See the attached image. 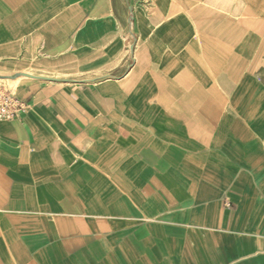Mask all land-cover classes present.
<instances>
[{"label":"crops","instance_id":"1","mask_svg":"<svg viewBox=\"0 0 264 264\" xmlns=\"http://www.w3.org/2000/svg\"><path fill=\"white\" fill-rule=\"evenodd\" d=\"M20 73L0 264H264V0H0Z\"/></svg>","mask_w":264,"mask_h":264},{"label":"built area","instance_id":"2","mask_svg":"<svg viewBox=\"0 0 264 264\" xmlns=\"http://www.w3.org/2000/svg\"><path fill=\"white\" fill-rule=\"evenodd\" d=\"M29 109L27 104L16 97L12 89L0 87V122L19 119Z\"/></svg>","mask_w":264,"mask_h":264},{"label":"water","instance_id":"3","mask_svg":"<svg viewBox=\"0 0 264 264\" xmlns=\"http://www.w3.org/2000/svg\"><path fill=\"white\" fill-rule=\"evenodd\" d=\"M18 77H27V78H34V79H40L39 77H35V76H32V75H28V74H24V73H20V74H15V75H12V76H0V79H6V78H9V79H16Z\"/></svg>","mask_w":264,"mask_h":264},{"label":"rangeland","instance_id":"4","mask_svg":"<svg viewBox=\"0 0 264 264\" xmlns=\"http://www.w3.org/2000/svg\"><path fill=\"white\" fill-rule=\"evenodd\" d=\"M0 87H7V88H10L12 90H15V86L12 83L0 82Z\"/></svg>","mask_w":264,"mask_h":264},{"label":"bare ground","instance_id":"5","mask_svg":"<svg viewBox=\"0 0 264 264\" xmlns=\"http://www.w3.org/2000/svg\"><path fill=\"white\" fill-rule=\"evenodd\" d=\"M8 77V76H7ZM15 79H9V78H6V79H0V82H8V83H11L12 81H14Z\"/></svg>","mask_w":264,"mask_h":264}]
</instances>
